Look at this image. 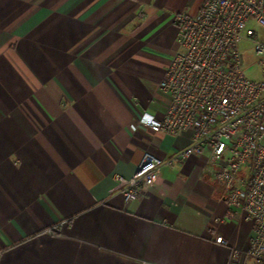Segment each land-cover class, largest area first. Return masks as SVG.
<instances>
[{"label":"crops","instance_id":"crops-1","mask_svg":"<svg viewBox=\"0 0 264 264\" xmlns=\"http://www.w3.org/2000/svg\"><path fill=\"white\" fill-rule=\"evenodd\" d=\"M205 1L0 0V264L248 263L253 222L209 149L137 199L113 191L146 151L190 144L138 118L167 110L174 16Z\"/></svg>","mask_w":264,"mask_h":264},{"label":"built area","instance_id":"built-area-1","mask_svg":"<svg viewBox=\"0 0 264 264\" xmlns=\"http://www.w3.org/2000/svg\"><path fill=\"white\" fill-rule=\"evenodd\" d=\"M173 21L179 46L159 81L170 96L168 108L162 116L143 112L138 122L155 133L190 131V144L167 161L146 151L134 174L118 177L113 191L126 202L137 199L155 185L165 162L209 149L225 201L253 222L247 264H264V41L251 26L264 28V0H206L196 14L177 13ZM244 39L255 44L257 79L243 71ZM216 241L226 243L221 235Z\"/></svg>","mask_w":264,"mask_h":264},{"label":"rangeland","instance_id":"rangeland-1","mask_svg":"<svg viewBox=\"0 0 264 264\" xmlns=\"http://www.w3.org/2000/svg\"><path fill=\"white\" fill-rule=\"evenodd\" d=\"M251 26L257 31L259 40L264 41V28L256 24H252ZM254 49L255 44L248 39H244L239 43V50L243 59V71L246 77L251 79L261 77V66L258 63V57L256 56Z\"/></svg>","mask_w":264,"mask_h":264}]
</instances>
